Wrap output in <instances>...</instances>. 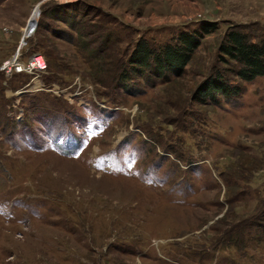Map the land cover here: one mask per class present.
<instances>
[{
    "label": "rangeland",
    "instance_id": "374dc122",
    "mask_svg": "<svg viewBox=\"0 0 264 264\" xmlns=\"http://www.w3.org/2000/svg\"><path fill=\"white\" fill-rule=\"evenodd\" d=\"M203 22L183 75L110 77L139 38ZM234 23L264 31V0H0V264H264V75L189 99Z\"/></svg>",
    "mask_w": 264,
    "mask_h": 264
},
{
    "label": "trees",
    "instance_id": "16d2710c",
    "mask_svg": "<svg viewBox=\"0 0 264 264\" xmlns=\"http://www.w3.org/2000/svg\"><path fill=\"white\" fill-rule=\"evenodd\" d=\"M84 15H88V13ZM216 27L214 22H203L198 28L179 30L176 35L158 45L146 38H139L130 48L123 49L117 69L112 72L110 77L116 79L120 74V86L127 84L126 81L130 80L132 75L144 74L145 71V74L153 75L154 82L158 83L168 82L173 75L179 77L190 65L204 35L212 32ZM78 32L81 39H86L85 37L92 31L86 30L83 24ZM81 41L90 45L89 40ZM92 51L94 52V50ZM95 52L98 53L96 57L98 62L102 58L103 50ZM216 56L218 62L209 68L197 84L189 98L190 101L201 104L214 102L216 104L220 101L221 96L238 98L245 91L243 82H249L264 75V31L261 29L252 30L249 26L240 23L231 24L218 42ZM44 75L45 72L41 74V76ZM0 78L3 80L2 76ZM46 81L49 82L48 79ZM11 88L14 90L15 86ZM4 89L3 85L1 90L4 91ZM1 97L7 101L5 95ZM194 116L199 119L198 115L194 114ZM189 117L188 124L193 126L195 119L191 114ZM146 133V136L154 141L156 148L175 154L179 159H184L183 154L186 152L180 150V147L168 143L176 138L170 136L167 141H163L158 138L157 133L152 134L150 131H146ZM166 142L169 144L168 147L164 146ZM240 242L241 244L236 242L239 248L243 244L242 241Z\"/></svg>",
    "mask_w": 264,
    "mask_h": 264
},
{
    "label": "built area",
    "instance_id": "2783aa9c",
    "mask_svg": "<svg viewBox=\"0 0 264 264\" xmlns=\"http://www.w3.org/2000/svg\"><path fill=\"white\" fill-rule=\"evenodd\" d=\"M29 65H30V68H29ZM3 68L6 71V73L11 72L10 70H7L4 67V65H3ZM15 69H21V68H15ZM22 69H24V70L28 71L29 73H31L34 76V78H38V77L41 76V74H43L45 72L46 63H45V61H44V59H43V57H42V55L40 53H34L29 58L28 64ZM29 85H30V83H28V86Z\"/></svg>",
    "mask_w": 264,
    "mask_h": 264
},
{
    "label": "water",
    "instance_id": "95a60500",
    "mask_svg": "<svg viewBox=\"0 0 264 264\" xmlns=\"http://www.w3.org/2000/svg\"><path fill=\"white\" fill-rule=\"evenodd\" d=\"M41 4V2H39V3H37V5H40ZM40 11V10H39ZM35 26H36V23L33 25V26H31V29L29 30L30 32H33L34 31V29H35ZM30 34V33H29Z\"/></svg>",
    "mask_w": 264,
    "mask_h": 264
},
{
    "label": "bare ground",
    "instance_id": "6f19581e",
    "mask_svg": "<svg viewBox=\"0 0 264 264\" xmlns=\"http://www.w3.org/2000/svg\"><path fill=\"white\" fill-rule=\"evenodd\" d=\"M6 68H7V67H6ZM29 68H30V65H29ZM7 70H11V69L8 68Z\"/></svg>",
    "mask_w": 264,
    "mask_h": 264
}]
</instances>
